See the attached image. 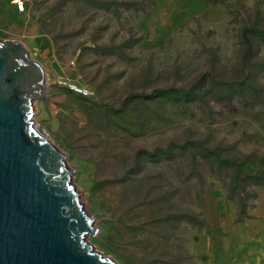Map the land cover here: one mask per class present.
I'll use <instances>...</instances> for the list:
<instances>
[{
    "label": "rangeland",
    "instance_id": "obj_1",
    "mask_svg": "<svg viewBox=\"0 0 264 264\" xmlns=\"http://www.w3.org/2000/svg\"><path fill=\"white\" fill-rule=\"evenodd\" d=\"M0 38L45 71L34 125L74 168L94 249L264 264V0H0Z\"/></svg>",
    "mask_w": 264,
    "mask_h": 264
},
{
    "label": "water",
    "instance_id": "obj_2",
    "mask_svg": "<svg viewBox=\"0 0 264 264\" xmlns=\"http://www.w3.org/2000/svg\"><path fill=\"white\" fill-rule=\"evenodd\" d=\"M45 86L26 46L0 38V264H116L87 241L95 226L74 168L34 125Z\"/></svg>",
    "mask_w": 264,
    "mask_h": 264
},
{
    "label": "built area",
    "instance_id": "obj_3",
    "mask_svg": "<svg viewBox=\"0 0 264 264\" xmlns=\"http://www.w3.org/2000/svg\"><path fill=\"white\" fill-rule=\"evenodd\" d=\"M20 8H22V3L20 2ZM57 81L60 82V83H65L67 84V86L73 90H77L79 92H83L84 94L87 92L86 89L80 87V86H77L75 83H72L70 81H68V79L64 78L63 76L61 75H58L57 76Z\"/></svg>",
    "mask_w": 264,
    "mask_h": 264
},
{
    "label": "bare ground",
    "instance_id": "obj_4",
    "mask_svg": "<svg viewBox=\"0 0 264 264\" xmlns=\"http://www.w3.org/2000/svg\"><path fill=\"white\" fill-rule=\"evenodd\" d=\"M37 128V127H36ZM51 143H52V141L49 139V138H47ZM94 248V247H93Z\"/></svg>",
    "mask_w": 264,
    "mask_h": 264
}]
</instances>
